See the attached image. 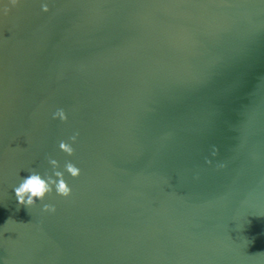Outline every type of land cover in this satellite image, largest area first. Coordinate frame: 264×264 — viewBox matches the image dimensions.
<instances>
[{"label": "water", "instance_id": "water-1", "mask_svg": "<svg viewBox=\"0 0 264 264\" xmlns=\"http://www.w3.org/2000/svg\"><path fill=\"white\" fill-rule=\"evenodd\" d=\"M0 264H264V0H0Z\"/></svg>", "mask_w": 264, "mask_h": 264}, {"label": "clouds", "instance_id": "clouds-1", "mask_svg": "<svg viewBox=\"0 0 264 264\" xmlns=\"http://www.w3.org/2000/svg\"><path fill=\"white\" fill-rule=\"evenodd\" d=\"M53 119L59 117L61 120L66 119L62 109H58L52 114ZM76 137H70L72 142H75ZM59 149L63 152L71 155L73 149L69 143L61 141L59 143ZM48 164L51 166V174L44 172L41 174L38 171H29L26 176L20 177L18 183L13 186V193L15 195L18 205H22L26 208L33 207L40 204L44 211L54 212L53 206L44 203L45 198L52 194L62 197H69L71 189L65 179V172L73 178H76L80 174V170L71 162H65L63 171L58 170L60 168L57 160L48 158Z\"/></svg>", "mask_w": 264, "mask_h": 264}]
</instances>
